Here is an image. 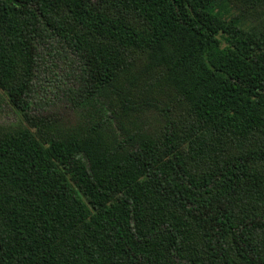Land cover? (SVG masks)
<instances>
[{
    "label": "trees",
    "instance_id": "obj_1",
    "mask_svg": "<svg viewBox=\"0 0 264 264\" xmlns=\"http://www.w3.org/2000/svg\"><path fill=\"white\" fill-rule=\"evenodd\" d=\"M136 50L188 118L130 100ZM61 63L88 111L55 134L30 108ZM4 101L19 122L0 130V264H264V30L227 0H0ZM144 105L162 140L125 127Z\"/></svg>",
    "mask_w": 264,
    "mask_h": 264
},
{
    "label": "rangeland",
    "instance_id": "obj_2",
    "mask_svg": "<svg viewBox=\"0 0 264 264\" xmlns=\"http://www.w3.org/2000/svg\"><path fill=\"white\" fill-rule=\"evenodd\" d=\"M227 5L231 13L238 18L243 30H264V0H227ZM116 14L135 23V26L139 25L138 21L129 14ZM128 62L129 71L122 76L121 84L129 86L130 100L133 103L161 102L170 108L174 119L188 118V103L169 82L164 68H150L148 54L138 50L129 53ZM71 71L62 63L58 65L56 71L51 67L43 68V73L41 72L34 82L30 110L34 116L51 123L49 129L55 134H66L83 121V118H87L88 107L76 94L77 82ZM142 108L140 112L123 117L125 127L134 134L141 133L162 140L163 116L153 107L144 105ZM116 112L121 113L118 105ZM18 122L19 116L16 110L4 101L0 105V130L8 132L10 128L16 127ZM32 125L33 123H24L22 126L35 134L36 130ZM253 142L254 139L247 140L243 142L242 147L251 148ZM258 144L264 147V143ZM262 167L264 168V164Z\"/></svg>",
    "mask_w": 264,
    "mask_h": 264
}]
</instances>
